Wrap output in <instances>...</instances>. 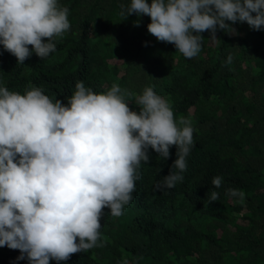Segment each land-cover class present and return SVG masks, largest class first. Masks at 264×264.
<instances>
[{
	"label": "trees",
	"instance_id": "16d2710c",
	"mask_svg": "<svg viewBox=\"0 0 264 264\" xmlns=\"http://www.w3.org/2000/svg\"><path fill=\"white\" fill-rule=\"evenodd\" d=\"M130 3L57 0L69 9L70 29L53 38L56 50L44 59L32 52L19 64L0 44V87L11 92L39 88L67 105L78 81L97 94L115 83L131 93L125 99L139 113L134 98L151 87L177 122L189 118L194 130L182 181L157 189L177 146H170L167 159L149 147L123 214L102 210L98 243L104 246L49 264H264V26L228 21L235 33L218 29L216 39L206 30L200 53L189 60L148 32L149 16L124 18L121 6ZM228 189L243 191V202ZM213 191L219 199L209 202ZM20 255L0 247V264H29L26 254L17 260Z\"/></svg>",
	"mask_w": 264,
	"mask_h": 264
},
{
	"label": "clouds",
	"instance_id": "9594fccd",
	"mask_svg": "<svg viewBox=\"0 0 264 264\" xmlns=\"http://www.w3.org/2000/svg\"><path fill=\"white\" fill-rule=\"evenodd\" d=\"M121 9L124 18L149 16L148 32L189 60L200 53L206 30L216 39L218 29L235 33L228 21L254 30L264 26V0H131ZM68 14L57 0H0V44L19 64L32 52L44 59L56 50L53 38L70 29ZM75 89L64 105L39 88L21 95L0 87V247L18 249L17 260L26 254L29 264L103 247L102 210L123 214L141 162L149 160L146 150L167 159L170 146H177L169 174L156 185L171 189L183 180L193 146L191 119L177 122L168 101L151 87L134 98L139 113L125 99L131 93L115 83L100 94L82 81ZM212 184L221 187L222 177ZM226 194L240 202L245 196L236 189ZM218 199L213 191L209 202Z\"/></svg>",
	"mask_w": 264,
	"mask_h": 264
}]
</instances>
